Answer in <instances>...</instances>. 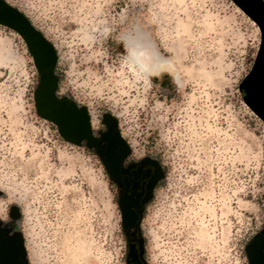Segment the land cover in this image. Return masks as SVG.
I'll return each mask as SVG.
<instances>
[{
	"label": "rangeland",
	"instance_id": "obj_1",
	"mask_svg": "<svg viewBox=\"0 0 264 264\" xmlns=\"http://www.w3.org/2000/svg\"><path fill=\"white\" fill-rule=\"evenodd\" d=\"M3 1L54 46L56 96L87 109L91 132L109 114L131 158L161 166L141 227L153 264H245L264 225V123L239 90L255 24L231 0ZM131 24L182 92L122 66L114 37ZM38 82L25 42L0 26V228L22 237L25 264H127L116 186L93 149L36 114Z\"/></svg>",
	"mask_w": 264,
	"mask_h": 264
},
{
	"label": "water",
	"instance_id": "obj_2",
	"mask_svg": "<svg viewBox=\"0 0 264 264\" xmlns=\"http://www.w3.org/2000/svg\"><path fill=\"white\" fill-rule=\"evenodd\" d=\"M258 28L260 43L256 57L248 74L239 85L242 100L246 107L264 123V0H231ZM0 26L11 29L25 42L39 82L33 98L36 114L57 128L60 137L73 145L79 146L87 141L89 149H95L110 180L116 179L117 166L121 159L116 156V149L128 150L127 144L118 132L117 123L109 114H105L102 123L109 127L103 136L105 144L100 146L103 137L94 140L91 136L90 119L85 107L66 98L56 96L57 78L54 74L56 52L54 46L44 35L34 28L30 21L16 8L0 0ZM121 213V223L124 232L131 227H137L134 218L128 212V205L122 199L118 203ZM132 218V219H131ZM131 219V220H129ZM256 240V237L254 238ZM254 241L247 247V251ZM22 237L9 236L0 228V264H25L22 256Z\"/></svg>",
	"mask_w": 264,
	"mask_h": 264
},
{
	"label": "flooded vegetation",
	"instance_id": "obj_3",
	"mask_svg": "<svg viewBox=\"0 0 264 264\" xmlns=\"http://www.w3.org/2000/svg\"><path fill=\"white\" fill-rule=\"evenodd\" d=\"M108 130L109 127L103 123L99 130L91 132V136L94 140L103 137V141L99 143L103 146L107 139L103 135ZM81 144L86 146L87 141L83 140ZM127 147L128 150L125 153L121 147L115 151L121 161L117 166L116 179L112 180L117 189V202L119 203L122 199L127 203L128 212L135 217L133 221L137 224V227L131 226L126 230L127 232H124L127 241V264H153L154 261L152 262L147 253L146 240L141 227L145 211L163 179V170L155 160L149 157L131 158L128 144ZM93 151L96 154L95 149ZM255 237L256 240H254ZM253 241L254 243L247 251V247ZM244 253L245 264H264V225L248 241Z\"/></svg>",
	"mask_w": 264,
	"mask_h": 264
},
{
	"label": "clouds",
	"instance_id": "obj_4",
	"mask_svg": "<svg viewBox=\"0 0 264 264\" xmlns=\"http://www.w3.org/2000/svg\"><path fill=\"white\" fill-rule=\"evenodd\" d=\"M96 31L98 29H93V32ZM103 32L105 39L111 36V29L104 28ZM141 35L140 26L131 24L114 37L116 44L122 45L125 49V53L122 56V66L128 68L137 79L147 80L148 77L155 76L162 80L163 75L168 74L177 92H182L187 82L174 70L171 58L162 57L158 61L157 56H162V54L146 48ZM129 37L131 40H129ZM87 38L95 39V36ZM157 63L160 65L159 69L154 71L153 66Z\"/></svg>",
	"mask_w": 264,
	"mask_h": 264
}]
</instances>
